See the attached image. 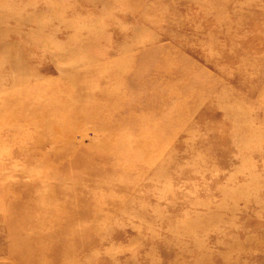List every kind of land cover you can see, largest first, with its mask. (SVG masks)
<instances>
[{"label": "rangeland", "instance_id": "1", "mask_svg": "<svg viewBox=\"0 0 264 264\" xmlns=\"http://www.w3.org/2000/svg\"><path fill=\"white\" fill-rule=\"evenodd\" d=\"M0 264H264V0H0Z\"/></svg>", "mask_w": 264, "mask_h": 264}]
</instances>
